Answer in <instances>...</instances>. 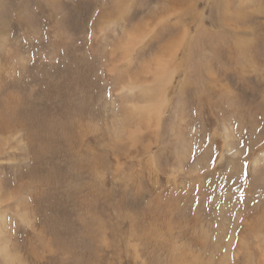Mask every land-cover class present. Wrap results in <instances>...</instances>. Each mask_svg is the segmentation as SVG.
Returning a JSON list of instances; mask_svg holds the SVG:
<instances>
[{
  "label": "rangeland",
  "instance_id": "rangeland-1",
  "mask_svg": "<svg viewBox=\"0 0 264 264\" xmlns=\"http://www.w3.org/2000/svg\"><path fill=\"white\" fill-rule=\"evenodd\" d=\"M0 264H264V0H0Z\"/></svg>",
  "mask_w": 264,
  "mask_h": 264
}]
</instances>
